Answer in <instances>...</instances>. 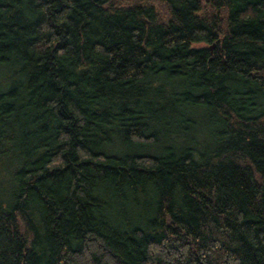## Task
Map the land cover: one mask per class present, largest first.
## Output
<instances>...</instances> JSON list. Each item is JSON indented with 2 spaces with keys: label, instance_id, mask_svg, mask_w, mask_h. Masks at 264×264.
Listing matches in <instances>:
<instances>
[{
  "label": "trees",
  "instance_id": "1",
  "mask_svg": "<svg viewBox=\"0 0 264 264\" xmlns=\"http://www.w3.org/2000/svg\"><path fill=\"white\" fill-rule=\"evenodd\" d=\"M0 264H264V0H0Z\"/></svg>",
  "mask_w": 264,
  "mask_h": 264
}]
</instances>
